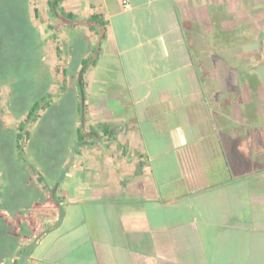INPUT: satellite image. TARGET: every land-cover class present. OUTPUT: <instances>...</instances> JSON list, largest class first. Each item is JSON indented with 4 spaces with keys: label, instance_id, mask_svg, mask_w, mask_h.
Returning <instances> with one entry per match:
<instances>
[{
    "label": "crops",
    "instance_id": "1",
    "mask_svg": "<svg viewBox=\"0 0 264 264\" xmlns=\"http://www.w3.org/2000/svg\"><path fill=\"white\" fill-rule=\"evenodd\" d=\"M186 1H62L105 38L86 27L83 139L18 264H264V92L238 78L264 37L241 2L202 20Z\"/></svg>",
    "mask_w": 264,
    "mask_h": 264
},
{
    "label": "rangeland",
    "instance_id": "2",
    "mask_svg": "<svg viewBox=\"0 0 264 264\" xmlns=\"http://www.w3.org/2000/svg\"><path fill=\"white\" fill-rule=\"evenodd\" d=\"M44 1L0 0V71L5 70L0 84V264H11L13 258H20L12 250L15 242L22 248L28 247L22 255L28 256L33 238L45 233L49 214L44 206L37 207L34 199L48 201L55 180L69 174L66 165L75 156L74 143L76 148L80 144L75 136L77 122L84 113L88 117L89 89L82 61L85 58L89 62L96 40L86 25L81 24L84 29H74L65 14L53 16ZM237 2L243 3L240 15L245 9L248 17L254 18L256 38L264 37V0H187L186 4L197 9L204 20L211 16L214 7L232 14ZM35 8L39 9L38 14ZM223 26L226 30L228 24ZM246 29V23L239 24L240 34ZM260 43V47L254 45L255 55L249 61L248 72L241 71L238 78L248 77L256 90L264 92V59L258 57L264 51V39ZM58 48L64 51L66 60L59 55ZM59 64L66 66V88L62 87L63 73L56 72ZM42 97L51 105L40 109L37 120L30 125L24 163L16 158L15 130L19 120ZM255 129L264 131V112L256 119ZM147 138L151 143L156 135ZM162 141L161 147L167 148L168 142ZM30 165L44 173L41 185Z\"/></svg>",
    "mask_w": 264,
    "mask_h": 264
},
{
    "label": "trees",
    "instance_id": "3",
    "mask_svg": "<svg viewBox=\"0 0 264 264\" xmlns=\"http://www.w3.org/2000/svg\"><path fill=\"white\" fill-rule=\"evenodd\" d=\"M63 0H50L49 5H50V12L52 13L53 16H58V14H65L67 18L75 20L76 15L72 12H66L65 9L62 7L61 3ZM36 14H38L39 9L35 8ZM72 25H77V24H84L86 27L90 30L95 32L101 39L105 38V22L102 19V15L100 14H94L88 18H81L80 20H75L74 22L71 23ZM98 26H102V30L98 28ZM58 53L59 55L63 58L64 51L61 48H58ZM66 60V59H64ZM56 72L58 73H63L62 74V87L66 88V83L67 80L65 78L67 70L65 66L59 64L56 68ZM4 71H0V84L3 82L2 78L4 77ZM51 101L46 100L45 97H42L41 99H38L34 102V104L31 106L29 111L26 113V116L19 120L16 130H15V150H16V158L19 161H22L24 163H27V145L30 141L31 137V131H30V125L34 123L37 119V115H39V110L42 108H47L50 107ZM83 139L82 133L79 131V140ZM29 168L33 170L36 182L42 183L44 180V173H39L37 169L33 166L30 165ZM54 196L53 194V188H51V193L49 194L48 200L52 199ZM34 201L37 203L36 206L39 207V202L43 201L42 198H35ZM28 225V224H27ZM31 226V225H30ZM18 232V231H17ZM20 232V231H19ZM15 237L13 233V238ZM38 237H36L35 240H37ZM28 247L22 248L19 246V242H15V245H13L12 250H14V253L19 255V259L16 258V264L19 263L20 259L23 258V254L26 253Z\"/></svg>",
    "mask_w": 264,
    "mask_h": 264
},
{
    "label": "built area",
    "instance_id": "4",
    "mask_svg": "<svg viewBox=\"0 0 264 264\" xmlns=\"http://www.w3.org/2000/svg\"><path fill=\"white\" fill-rule=\"evenodd\" d=\"M127 6H129V3H127Z\"/></svg>",
    "mask_w": 264,
    "mask_h": 264
}]
</instances>
